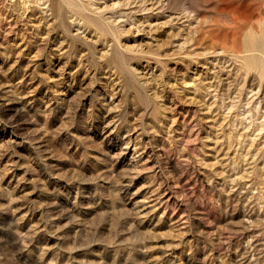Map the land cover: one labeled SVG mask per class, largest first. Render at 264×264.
Returning <instances> with one entry per match:
<instances>
[{
    "label": "rangeland",
    "instance_id": "obj_1",
    "mask_svg": "<svg viewBox=\"0 0 264 264\" xmlns=\"http://www.w3.org/2000/svg\"><path fill=\"white\" fill-rule=\"evenodd\" d=\"M263 4L0 0V264H264Z\"/></svg>",
    "mask_w": 264,
    "mask_h": 264
},
{
    "label": "bare ground",
    "instance_id": "obj_2",
    "mask_svg": "<svg viewBox=\"0 0 264 264\" xmlns=\"http://www.w3.org/2000/svg\"><path fill=\"white\" fill-rule=\"evenodd\" d=\"M264 5V4H263ZM253 17V16H252ZM240 20V19H239ZM237 21V20H236ZM235 21V22H236ZM246 23V22H245ZM240 24V23H239ZM234 28H235V23H233V25H232ZM222 27V26H221ZM258 32V31H257ZM256 33V32H255ZM260 33V32H259ZM251 36H252V34H250ZM260 35H261V33H260ZM261 37H259L258 38V36H256L254 39H252V41L250 42V44H249V47L248 48H251V50H255V49H261V50H263L264 48V43H262L261 42ZM264 39V38H263ZM261 42V43H260ZM236 44V43H235ZM234 44V45H235ZM242 45V44H241ZM239 47V46H238ZM246 47V46H245ZM238 49V48H237ZM248 50H250V49H248ZM236 51V50H235ZM239 51V50H238ZM257 51V50H256ZM264 51V50H263ZM237 52V51H236ZM255 56H257V55H255ZM253 58V57H252ZM256 58V57H255ZM254 58V59H255ZM264 58V57H263ZM249 60H250V58H249ZM252 61V60H251ZM250 61V62H251ZM255 63H257V62H255ZM253 65V63L251 62V63H248V66H252ZM256 66H257V64H255ZM259 66V65H258ZM263 67V66H262ZM255 88V87H254ZM254 88H251V90H253ZM254 95V94H253Z\"/></svg>",
    "mask_w": 264,
    "mask_h": 264
}]
</instances>
